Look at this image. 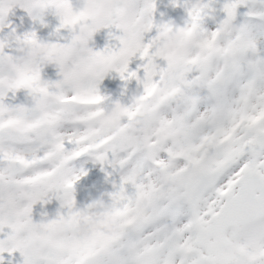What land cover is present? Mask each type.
Wrapping results in <instances>:
<instances>
[{
  "label": "rangeland",
  "instance_id": "rangeland-1",
  "mask_svg": "<svg viewBox=\"0 0 264 264\" xmlns=\"http://www.w3.org/2000/svg\"><path fill=\"white\" fill-rule=\"evenodd\" d=\"M235 1L0 0V63L43 68L33 64L51 61L70 27L62 93L77 101L70 108L80 140L125 136L70 167V191L55 195L45 193L47 167L33 162L45 151L40 145L0 146L29 164L18 189L0 186V264H241L250 257L264 264V218L228 230L217 256L188 253L221 192H235L245 170L264 179V150L248 153L264 144V9L249 2L232 14ZM225 51L234 79L213 97L207 84ZM208 54L206 72L186 73ZM3 72L1 83L14 78ZM145 108L153 112L147 126ZM31 116L23 111L16 123L38 118ZM212 168L221 178L191 207L186 186ZM35 191L39 199L26 204L21 196ZM139 225L145 229L137 232ZM108 248L117 251L115 262L104 256Z\"/></svg>",
  "mask_w": 264,
  "mask_h": 264
},
{
  "label": "flooded vegetation",
  "instance_id": "flooded-vegetation-1",
  "mask_svg": "<svg viewBox=\"0 0 264 264\" xmlns=\"http://www.w3.org/2000/svg\"><path fill=\"white\" fill-rule=\"evenodd\" d=\"M21 64L23 63H0V66L5 65V67L0 68L2 70L0 75L4 74L3 71L8 70L14 77L9 81L0 82L2 86L0 88V144L5 142L8 137L6 134L8 129L26 130L35 127L39 122H49L54 132L53 137L32 138L31 142H41L40 146L45 150L43 155H54V159L50 161L48 166L50 175L46 179H49L50 182L46 188L60 189L64 174L58 177L59 168L64 166V170H66L69 166L74 165L77 156L74 152L78 150L80 145L78 137H75L79 129L76 110L70 108L72 107L71 104L59 102V96H62L61 87L64 84L62 80L64 75L63 63H35L33 67L40 64L43 68H36L33 71H30V66L22 69ZM31 82L35 83L42 91V106H38L33 102L34 100L31 101L22 96V88L32 84ZM23 111H29L31 117L38 118L27 121L25 124L16 123V116ZM0 183H3L1 178ZM21 197L27 204L39 199L38 193L24 194Z\"/></svg>",
  "mask_w": 264,
  "mask_h": 264
},
{
  "label": "water",
  "instance_id": "water-1",
  "mask_svg": "<svg viewBox=\"0 0 264 264\" xmlns=\"http://www.w3.org/2000/svg\"><path fill=\"white\" fill-rule=\"evenodd\" d=\"M228 1V0H224ZM252 0H237L232 8V13L238 12L247 2ZM261 2L264 5V0H254ZM72 39L70 31L64 35L62 42L56 46L54 50V57L57 61L61 59V56L65 52L67 45ZM211 63V56H208L200 64L194 65L188 69L187 72H193L196 70L205 71ZM233 77V67L231 63V55L226 52L223 57V69L219 77L210 84V90L215 95H220L225 87L230 83ZM150 111H145L143 116V122L146 123L149 119ZM121 138V137H120ZM264 148L262 145H256L249 152L254 157L259 155ZM217 178L216 172H211L201 178V180L188 188L187 194L193 197L195 203L199 197V194L204 191L209 185H211ZM241 188L238 189V193L232 196L230 193L226 194L229 202L226 203L216 215L218 219H213L212 225L199 231L198 244L204 246L209 237H213L216 240L215 248L221 243V236L225 234L229 227H235L240 223H245L251 220H257L264 216V182L255 173H245L241 178ZM259 191L260 196H255L254 192ZM110 260L115 259L113 252L107 253ZM254 259H249L243 264H253Z\"/></svg>",
  "mask_w": 264,
  "mask_h": 264
},
{
  "label": "bare ground",
  "instance_id": "bare-ground-1",
  "mask_svg": "<svg viewBox=\"0 0 264 264\" xmlns=\"http://www.w3.org/2000/svg\"><path fill=\"white\" fill-rule=\"evenodd\" d=\"M252 67H253V65H252Z\"/></svg>",
  "mask_w": 264,
  "mask_h": 264
}]
</instances>
